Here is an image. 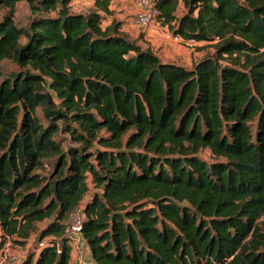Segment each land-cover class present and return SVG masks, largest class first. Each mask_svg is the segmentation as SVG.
<instances>
[{
    "label": "trees",
    "instance_id": "1",
    "mask_svg": "<svg viewBox=\"0 0 264 264\" xmlns=\"http://www.w3.org/2000/svg\"><path fill=\"white\" fill-rule=\"evenodd\" d=\"M73 1L0 0V251L71 264L83 206L92 264H264V0H154L191 68Z\"/></svg>",
    "mask_w": 264,
    "mask_h": 264
},
{
    "label": "rangeland",
    "instance_id": "2",
    "mask_svg": "<svg viewBox=\"0 0 264 264\" xmlns=\"http://www.w3.org/2000/svg\"><path fill=\"white\" fill-rule=\"evenodd\" d=\"M112 1V0H111ZM130 6L129 4L125 3L124 0H114L112 3L111 9H113L110 14L107 16H102V26L106 27L108 25L109 21H117L121 22V19L126 21L130 20L131 16L134 14L130 12ZM72 9L75 12L87 14L91 10L95 9V0H75L72 3ZM181 11H179V15H181ZM6 10L3 8V6L0 4V19L5 14ZM32 19V12L30 9V6L27 1H22L17 4L16 12H15V23L18 27L21 28H27L30 24V21ZM163 27H166L167 29L164 30ZM150 28L159 31V34H164L165 41H167L168 45H175L170 46L169 48V54L168 57H170V61H173L174 63L183 65L187 68H191L196 62L203 59L206 56H214L215 51L213 49L212 44L208 43H197L193 46H185L182 44H178L173 40V33L169 30L168 26L163 25L159 20L154 23ZM148 29V28H147ZM139 33V36H141L142 28L138 29L137 31ZM155 40L151 41H145L146 44H148L150 47L156 49V47H160L161 44L156 45ZM163 43V42H158ZM23 69L14 61L11 60H4L1 63V72L3 74V77H8L12 74H17L21 72ZM205 159L209 158V153L206 152L203 154ZM90 181V180H89ZM91 187V185H90ZM92 190V189H91ZM93 191V190H92ZM33 243H31L32 245ZM32 246L29 248H26L25 250L22 248L14 247L11 243L7 244L3 251H5V259L9 260V264H12L14 262H17V260H21L24 258V256L27 253V249H31ZM2 251V250H1ZM4 257V256H2ZM3 260L0 257V261Z\"/></svg>",
    "mask_w": 264,
    "mask_h": 264
},
{
    "label": "built area",
    "instance_id": "3",
    "mask_svg": "<svg viewBox=\"0 0 264 264\" xmlns=\"http://www.w3.org/2000/svg\"><path fill=\"white\" fill-rule=\"evenodd\" d=\"M134 8V14L131 21L134 25L142 29H149L158 21L159 11L155 6L154 0H124ZM173 40L185 46H193L198 42L194 40L186 41L179 36L174 35ZM84 219V207H78L71 215L69 225L66 229V235L70 239L71 253L76 256L79 264H92L91 252L86 240L82 236V222ZM4 260L0 264H4ZM20 262L18 259L17 264Z\"/></svg>",
    "mask_w": 264,
    "mask_h": 264
},
{
    "label": "crops",
    "instance_id": "4",
    "mask_svg": "<svg viewBox=\"0 0 264 264\" xmlns=\"http://www.w3.org/2000/svg\"><path fill=\"white\" fill-rule=\"evenodd\" d=\"M75 1V0H74ZM73 1V2H74ZM114 0L111 1L110 7L109 9L112 11L113 9H111L112 7V3ZM72 2V3H73ZM72 6V5H71ZM73 10V9H72ZM110 11V12H111ZM130 12L133 13L134 12V8L130 7ZM101 16L104 15H108L105 12H100ZM122 26H121V32L124 33L126 36H128L130 38V40L135 41L138 45H140L142 48H150L157 56H159L161 58L162 61L164 62H170V63H174L173 61H170V57H168L169 54V48L170 46H175V45H168L167 41H165V38H163L165 35L164 34H159L157 30H154L152 28L149 29H142L141 36H139V33L137 32L138 29H140L139 27H137L136 25H134L130 20H122ZM111 24V21H109L108 25L109 26ZM164 30H166V27H163ZM166 37V36H165ZM144 39L146 41H151V40H155L156 45L161 44V49L160 47H156V49L150 47L148 44L145 43ZM163 42V43H158V42ZM4 256V257H2ZM0 257L4 260L5 258V251H0ZM18 261V260H17ZM4 264H9V260L8 261H4ZM12 264H17V262H14ZM71 264H79L78 260L76 258V256L74 255V253H71Z\"/></svg>",
    "mask_w": 264,
    "mask_h": 264
}]
</instances>
